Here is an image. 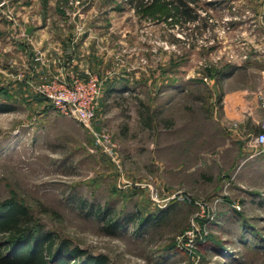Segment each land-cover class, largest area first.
I'll use <instances>...</instances> for the list:
<instances>
[{"label": "rangeland", "instance_id": "obj_1", "mask_svg": "<svg viewBox=\"0 0 264 264\" xmlns=\"http://www.w3.org/2000/svg\"><path fill=\"white\" fill-rule=\"evenodd\" d=\"M183 1L194 21L167 18L180 0L146 12L128 0H0V210L22 205L55 246L108 264H264V153L251 136L246 148L228 140L221 117L225 75L242 69L231 54L263 66L264 46L246 40L259 29L242 0ZM30 24L69 44L62 61L89 59L85 79L67 80L101 81L91 125L39 93L65 73L44 75L55 54L21 50ZM239 79L260 85L255 70Z\"/></svg>", "mask_w": 264, "mask_h": 264}, {"label": "crops", "instance_id": "obj_2", "mask_svg": "<svg viewBox=\"0 0 264 264\" xmlns=\"http://www.w3.org/2000/svg\"><path fill=\"white\" fill-rule=\"evenodd\" d=\"M242 2L246 5V8L252 9L254 16L252 17L250 23L253 22L254 28L258 26L257 28L259 29V32H256L254 36L246 38V40L258 46H264V33L263 30L259 28V25L264 23V0H242ZM49 27L50 24H44L42 27H37L31 24L26 26V37H24V39L17 38L21 50H25V53H27L32 60L34 58L32 55L35 53V50H41L47 55L55 54L57 59H59L57 60L59 63L57 64V61L53 60L52 64L46 65L47 67L45 68L47 73H44V75H48L50 78L64 72V76L68 80L71 79V74H73L71 76L76 75L85 79L87 77L86 71L91 64L89 59L84 57L82 60V56H79L75 50V56L64 58L62 61L61 51L63 50L64 52L65 49L69 47V44L65 40H61L60 43L54 44ZM237 28H239L242 32L249 30V27L244 25H240ZM30 29L31 32L28 33ZM15 35L18 34L15 32L11 34L10 31L6 37L7 39H10ZM26 47H29L30 53L26 52ZM20 52L22 53L23 51ZM86 53H88L87 49H85V55ZM18 55L22 54L18 53ZM262 60H264V57ZM33 64L35 66L32 65V68L34 69L32 74L38 79L40 72L36 69V64ZM262 65L263 66L260 67V69H254L255 72L257 71L259 74L260 85H249L242 81V79H239L241 78L243 72L250 73V71H254L253 69L242 67L241 65H237V67L242 68L241 70L232 72V74L226 79L221 106V117L225 126L224 134L228 140L234 143H239L240 145L245 143V148L249 137L260 132L261 123L264 120V111L261 108L259 98L261 94H264V61L262 62Z\"/></svg>", "mask_w": 264, "mask_h": 264}, {"label": "trees", "instance_id": "obj_3", "mask_svg": "<svg viewBox=\"0 0 264 264\" xmlns=\"http://www.w3.org/2000/svg\"><path fill=\"white\" fill-rule=\"evenodd\" d=\"M132 7L144 12L154 8L158 0H128ZM193 3V1H190ZM167 18L185 14L189 21L196 16L187 2L180 0L177 6L172 3ZM168 7V4H163ZM229 72L225 77H229ZM150 126V125H149ZM29 213L26 207L12 204L6 210H0V264H108L104 256L93 257L80 249L68 250L65 244L57 246L48 233L36 231L32 224L25 222ZM28 223V224H27Z\"/></svg>", "mask_w": 264, "mask_h": 264}, {"label": "built area", "instance_id": "obj_4", "mask_svg": "<svg viewBox=\"0 0 264 264\" xmlns=\"http://www.w3.org/2000/svg\"><path fill=\"white\" fill-rule=\"evenodd\" d=\"M244 18L249 15L244 14ZM231 31V28H227ZM230 60L242 64L248 60V55L235 56L231 54ZM39 93L45 97L52 106L64 115L75 118L79 123L89 126L98 117V102L102 95V83L97 77L87 80L74 79L68 81L66 77H56L52 81L39 87ZM261 108L264 111V94L259 96ZM95 137L103 151L112 154L115 146L105 131L95 133ZM251 145L256 149L255 156L264 153V120L261 130L251 136Z\"/></svg>", "mask_w": 264, "mask_h": 264}, {"label": "water", "instance_id": "obj_5", "mask_svg": "<svg viewBox=\"0 0 264 264\" xmlns=\"http://www.w3.org/2000/svg\"><path fill=\"white\" fill-rule=\"evenodd\" d=\"M31 32V29L28 31V33H30Z\"/></svg>", "mask_w": 264, "mask_h": 264}]
</instances>
